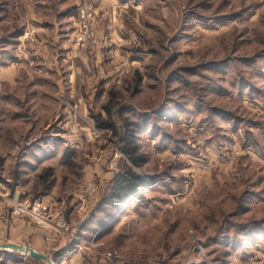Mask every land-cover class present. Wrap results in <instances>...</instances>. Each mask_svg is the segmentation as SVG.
Instances as JSON below:
<instances>
[{
    "label": "rangeland",
    "instance_id": "rangeland-1",
    "mask_svg": "<svg viewBox=\"0 0 264 264\" xmlns=\"http://www.w3.org/2000/svg\"><path fill=\"white\" fill-rule=\"evenodd\" d=\"M84 1L105 16L77 47ZM114 4L110 15L98 0H66L61 38L93 57L71 58V84L60 55L38 41L33 61L24 46L52 36L53 0H0V196L63 210V233L58 217L49 229L72 235L82 264H264V0ZM112 19L116 37L97 46L94 30ZM122 121L137 164L121 151ZM126 168L144 184L105 203ZM1 251L0 264H44Z\"/></svg>",
    "mask_w": 264,
    "mask_h": 264
},
{
    "label": "crops",
    "instance_id": "crops-1",
    "mask_svg": "<svg viewBox=\"0 0 264 264\" xmlns=\"http://www.w3.org/2000/svg\"><path fill=\"white\" fill-rule=\"evenodd\" d=\"M46 2V1H45ZM44 2V3H45ZM100 3V8L107 13L115 14V0H98ZM53 6H54V11H47L51 13L52 15V22L51 26L53 27V33L52 36L49 37V39H44L40 38L37 35V41L34 43H29V41L25 42L24 46H28L29 50V55L31 60H38L42 59L38 57L40 55V50L36 49V45L38 44V41H40L42 44H44L45 49L49 48V50L45 51V54L48 55L50 53L51 55H60L58 59H62V61H65L64 66H60L62 70L65 71V74H67L70 78L71 84L74 83V75H78L79 70L73 68V72L67 70L70 68L69 64L71 63V58L75 59L77 56L79 57L80 61H83L82 55L85 59L88 60L89 57L91 56V53L87 51L84 53L81 50L75 49L73 46L68 48V45L66 44L67 40L61 38L62 35V28L64 26V22H67L68 20H73L74 16V8L73 6L66 7V0H53ZM104 7V8H103ZM59 8H61L59 10ZM1 12H5L6 9L4 7L0 6ZM112 17V16H111ZM2 19V17H0ZM113 22V23H112ZM115 20L112 19L111 21H103L102 25H98L97 28L94 30L95 33V40L94 43L97 46H100L101 41H105L104 33L107 32L109 38H111V35L116 37L115 32H112L111 29L113 26H115ZM112 23V24H111ZM47 26V25H46ZM51 27V28H52ZM105 28H108L105 30ZM37 32V31H36ZM54 34V37H53ZM11 36V35H10ZM73 34L71 35V37ZM14 42L10 41L12 43V53L13 56L10 57V60H15L16 57L14 55L15 50L18 48V50L22 49L23 50V44H20V40L18 39L16 41V36L14 35ZM11 37V38H13ZM65 38V37H64ZM96 40H98L96 42ZM56 48V49H54ZM26 51V49H24ZM94 54V51H93ZM41 56V55H40ZM101 57L100 55H98ZM97 53L94 54V59L96 60V65L98 66V72L102 73L100 71L101 64H99V60ZM93 58V57H92ZM46 56L44 58V62H46ZM43 60V59H42ZM30 61V60H29ZM58 60L53 61L54 64L57 63ZM76 63V62H75ZM52 69V67H50ZM82 70V69H81ZM104 78H106L104 76ZM22 201L19 198L13 195V192L8 195L6 192L3 196H0V243H9V244H19L23 246H27L30 249L36 251L37 253L46 255L49 257L54 264H82V254H84L83 251L77 252L79 247L74 246V248H69L71 245V238L72 235L69 233L67 235L62 234V237H57L55 236V232L51 229H49L48 226L39 224L33 220H31L29 217H14L11 214V207L13 202H18ZM119 205V202H118ZM121 205V204H120ZM65 235V236H64ZM74 250V252H71L70 254H65L66 252L70 250ZM101 256V255H99ZM102 257V256H101ZM100 257L98 259V264H113L111 260H106ZM36 260V259H35ZM32 259L34 262H39L35 261ZM40 263V262H39Z\"/></svg>",
    "mask_w": 264,
    "mask_h": 264
},
{
    "label": "built area",
    "instance_id": "built-area-1",
    "mask_svg": "<svg viewBox=\"0 0 264 264\" xmlns=\"http://www.w3.org/2000/svg\"><path fill=\"white\" fill-rule=\"evenodd\" d=\"M104 16L105 12L99 11L98 7L91 1H84V3L77 8L79 31L74 42L77 47H83L88 43L92 27L101 22ZM70 111L73 115H76L74 109ZM88 190L92 191V187H89ZM11 208V214L14 217H29L31 220L48 227H50L52 218L58 217L54 231L57 234H61V232L65 230L63 210L60 209L56 214H52L51 206L43 200L13 202Z\"/></svg>",
    "mask_w": 264,
    "mask_h": 264
},
{
    "label": "trees",
    "instance_id": "trees-1",
    "mask_svg": "<svg viewBox=\"0 0 264 264\" xmlns=\"http://www.w3.org/2000/svg\"><path fill=\"white\" fill-rule=\"evenodd\" d=\"M20 32L21 31L14 32L11 36H14V35L16 36ZM0 54H1V51H0ZM106 113L108 114V116H111L108 110H106ZM95 121H96V124L99 126V128L108 129L115 136L118 135V130H117L118 128H116L114 124L101 121L99 117H96ZM122 129H123V134L119 138L120 142L123 144V146L121 147V151L130 160L132 164H137L141 161V157L137 154L136 148L131 147V144L129 142L131 141L130 137L127 136V131L130 130L129 123H127L126 121H122ZM143 184L144 183L142 179L139 176L135 175L131 168H126L123 171V175L121 179L117 180V182L114 185L113 193H111V200H108L105 203H111V205L114 206L115 203L113 202L124 200L126 196L130 194H135L138 191V188L142 186ZM260 222L261 221H258L257 223H254L252 226L255 225V226L261 227ZM252 226L248 227V226L242 225V227H239V229L247 237L249 236V234L253 232V228L255 226L254 227ZM236 242H240V240H236ZM0 252L2 251L0 250ZM32 259L35 260L34 258ZM35 261H38V260H35Z\"/></svg>",
    "mask_w": 264,
    "mask_h": 264
},
{
    "label": "water",
    "instance_id": "water-1",
    "mask_svg": "<svg viewBox=\"0 0 264 264\" xmlns=\"http://www.w3.org/2000/svg\"><path fill=\"white\" fill-rule=\"evenodd\" d=\"M0 250L12 251L16 253H25L31 258H34L40 262H43L44 264H54L53 261L46 255L37 253L36 251L28 247H24V246H20L16 244H0Z\"/></svg>",
    "mask_w": 264,
    "mask_h": 264
}]
</instances>
